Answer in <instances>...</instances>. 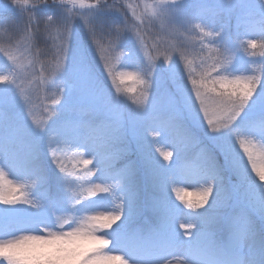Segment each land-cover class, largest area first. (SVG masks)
I'll use <instances>...</instances> for the list:
<instances>
[{
  "label": "snow or ice",
  "instance_id": "6c2138e0",
  "mask_svg": "<svg viewBox=\"0 0 264 264\" xmlns=\"http://www.w3.org/2000/svg\"><path fill=\"white\" fill-rule=\"evenodd\" d=\"M0 29V262L264 264V0H0ZM143 34L175 43L117 76Z\"/></svg>",
  "mask_w": 264,
  "mask_h": 264
},
{
  "label": "rangeland",
  "instance_id": "374dc122",
  "mask_svg": "<svg viewBox=\"0 0 264 264\" xmlns=\"http://www.w3.org/2000/svg\"><path fill=\"white\" fill-rule=\"evenodd\" d=\"M110 3L116 2V3H130L135 7L138 3L141 2V0H109ZM144 3H151L152 0H143ZM85 4H88L85 2ZM71 7V6H69ZM140 11H143V6L141 5ZM131 19V17H130ZM133 23H139V21L133 20ZM131 26V25H130ZM155 29H153V33H155ZM144 35V44L140 46L139 52L134 53L131 58L129 59L127 55H121L120 52H117L116 54H113L110 56L111 63L115 66L117 70V76H119V73L121 71H140L141 75L143 74V71H146L150 63H159L161 60H163L164 55L168 54L165 49L171 48L172 45L175 43V41L169 40L167 37L164 38H156L153 35ZM4 40V36L0 33V45L2 44ZM11 50V49H9ZM14 50V49H13ZM125 53H127V49L123 50ZM257 56H259V51H257ZM177 58H179V54L177 53ZM0 60L2 63H0V71H6L5 69V62L6 59L3 57L2 54H0ZM193 60L192 55L186 53L183 60L180 61V67H183L184 63L186 61ZM25 64L27 66V61H25ZM123 65V67H121ZM250 67H255L257 70L259 69V65H252ZM32 79V70L30 66H27V75L25 77V84L27 85V81ZM133 82L131 80L125 81V84L131 85ZM27 87H29L27 85ZM137 89H139L141 86L136 85ZM122 88V96L127 100L130 107L134 108L135 106L131 104V98L136 96V93H130L123 91L124 85H121ZM34 90V86L32 88ZM35 91V90H34ZM55 89H53L51 92L48 93L49 97H52L54 95ZM40 93L37 92L36 96H39ZM41 102V103H40ZM40 103V104H39ZM46 103H50L49 100H42L38 98V106H35L34 108V117L37 116L38 112L43 108ZM44 112V111H43ZM41 119H37V121H40ZM159 147L162 150H167L163 143L159 145ZM159 155V153H157ZM70 165L72 163H75L74 161H69ZM189 192L192 190L189 189ZM189 200H194L196 197L194 195H189L187 197ZM177 203H179L177 201ZM0 264H3V262H0Z\"/></svg>",
  "mask_w": 264,
  "mask_h": 264
},
{
  "label": "trees",
  "instance_id": "16d2710c",
  "mask_svg": "<svg viewBox=\"0 0 264 264\" xmlns=\"http://www.w3.org/2000/svg\"><path fill=\"white\" fill-rule=\"evenodd\" d=\"M86 3L90 4V3H94V0H85ZM42 19H46V17H42ZM0 33L4 36V40L2 42V46H4L5 48H9L11 50H13L11 47H10V44H9V40L11 39L13 43H15V38L14 37H11L9 33L3 31L2 29H0ZM48 45L50 46L51 45V41H48ZM40 47L41 49H43L45 47V45L43 44V42H41L40 44ZM192 58L194 59L193 55H192ZM0 63L1 60H0ZM28 85V83H27ZM27 85L25 84V87H27ZM29 86V85H28ZM30 91H31V94H32V97H33V101H34V104L35 106H38V98L40 97L39 96H36L37 94V91H34L32 90V88H30ZM41 103V102H40ZM39 103V104H40ZM37 116H35L34 118L37 120V119H43L44 118V115L45 113L43 112V110L41 109L38 114H36Z\"/></svg>",
  "mask_w": 264,
  "mask_h": 264
}]
</instances>
